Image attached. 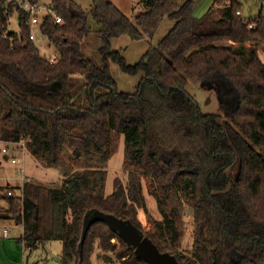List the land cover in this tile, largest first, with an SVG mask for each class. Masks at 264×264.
Instances as JSON below:
<instances>
[{
    "label": "trees",
    "instance_id": "trees-1",
    "mask_svg": "<svg viewBox=\"0 0 264 264\" xmlns=\"http://www.w3.org/2000/svg\"><path fill=\"white\" fill-rule=\"evenodd\" d=\"M35 1L62 20L48 13L38 28L59 58L42 56L29 39L28 14L0 0V140L24 141L31 156L64 179L57 188L24 183V235L17 243L31 252L39 242L59 241L60 264H91L94 242L112 251L115 238L121 264H147L104 223L90 225L79 254L84 217L100 211L131 222L179 264H264V62L257 51L264 19L257 16L248 30L236 16L243 10L238 0H213L202 15L195 0H143L133 21L108 0H91L89 12L73 0ZM89 15L101 26L102 67L83 52L93 38ZM13 16L19 32L8 29ZM164 19L171 29L136 65L111 50L121 36L151 39ZM218 39L251 46L245 52L216 45ZM110 62L140 76L133 93L118 91ZM189 82L216 86L234 104L224 103L223 115L203 113L186 90ZM121 136L127 182L115 179L105 194ZM66 154L82 169L74 170ZM143 179L162 217L150 221L148 232L136 218L137 208L145 210ZM5 202V218L19 221L18 199ZM186 219L188 253L180 250Z\"/></svg>",
    "mask_w": 264,
    "mask_h": 264
},
{
    "label": "rangeland",
    "instance_id": "rangeland-1",
    "mask_svg": "<svg viewBox=\"0 0 264 264\" xmlns=\"http://www.w3.org/2000/svg\"><path fill=\"white\" fill-rule=\"evenodd\" d=\"M113 3L121 12H123L127 17L134 20V17L141 13L143 9V0H108ZM243 4L244 13H248L251 11L255 2L252 0H238ZM43 2V1H42ZM73 2L82 7V9L89 12L91 6V0H73ZM213 0H195L196 14L202 15L203 11L207 9ZM88 25L91 28V34L93 38L89 39L87 43H85L83 47V52L85 56L89 58L96 66L102 67V61L100 56L98 55V49L102 45L99 41V31L101 30V26L97 24L89 15L88 16ZM172 22L168 19H164L160 24L157 31L154 33L151 39L144 38L139 41H134L128 38L127 36H121L119 38H114L111 41V50L119 51L124 59L127 61L129 65H136L145 54L146 50L150 46H155L158 41H160L164 35L171 29ZM8 29L12 32H19L18 20L16 16H13L9 21ZM32 31L35 33V43L39 48L40 54L44 56L47 60L58 59L59 53L51 44V42L43 36L37 27H32ZM214 43L216 45H232L233 47L240 48L243 51L247 52V48L251 46V44H246V46L241 47L236 43H233L230 40L226 39H218L215 40ZM258 54L261 58V61L264 62V45H260L257 48ZM110 72L113 76V79L116 83L117 89L120 92L125 93H133L135 88L140 80L139 75H129L124 73L117 64L110 62ZM77 82V80H74ZM187 92L196 100L199 105L200 110L203 113L223 115L224 113V103L221 94L216 86H209L203 84H194L189 82L186 87ZM231 104H234L233 100ZM16 157L22 161L23 156L21 154H15ZM124 155H125V145L122 136L120 137V141L118 143L117 148L114 153L111 155V158L107 167V181H106V190L105 194H110L112 192V185L115 179L119 180L123 186L126 185L127 182V171L123 167L124 163ZM65 161L74 169L81 170L82 164L80 162H76L73 157L69 154L65 155ZM24 166L27 176V181H31L34 184H38L43 187L48 188H57L62 184L64 176L61 175L58 171L50 169L46 167L38 158H34L31 155H26L24 158ZM10 169L11 171H15V168L10 166L9 163L5 162V160L0 155V171L4 169ZM8 170L6 175L11 173ZM237 168L233 171V176L237 177ZM143 194H144V202H145V210L141 208H137L136 218L142 225L141 221L145 222V226H143L144 231L148 232L151 229V223H158L162 220L161 215L157 211L156 201L151 194L150 183H147L145 179H143ZM1 185V184H0ZM187 219L190 218L188 215L189 212L186 213ZM186 219L185 221V231L183 243L180 247V250L188 253L191 248V233H192V223ZM3 225V224H1ZM20 232L18 230H14L10 234V242L7 244L8 247L4 246V243L0 244V264H60L59 256L62 253V244L59 241H50V242H39L37 243L35 249L31 252L24 251L22 246L17 243V239L20 238ZM12 242V243H11ZM111 244H114L115 248L112 251H105L99 248L98 241H95L92 248L91 253V264H121V262L115 259L114 253L121 249V244L117 241V239H111ZM4 247V250H2ZM104 256H109L111 258V262L105 260Z\"/></svg>",
    "mask_w": 264,
    "mask_h": 264
},
{
    "label": "built area",
    "instance_id": "built-area-1",
    "mask_svg": "<svg viewBox=\"0 0 264 264\" xmlns=\"http://www.w3.org/2000/svg\"><path fill=\"white\" fill-rule=\"evenodd\" d=\"M12 4L21 8L28 14L29 21L28 24L31 27L39 28L44 16L51 13L56 23H61L60 17L56 16L54 12H50L42 1L35 0H8ZM255 2L251 11L247 14L243 10L238 9L236 11V16L240 17L244 24H246L248 30H254L256 28V22L254 19L257 16H261L264 19V0H252ZM35 33L30 30L29 39L35 40ZM56 60V59H55ZM54 59L50 62H54ZM21 154L23 160L20 161L15 154ZM0 155L9 163L10 166L15 168V171H11L9 168L7 170L0 171V239L10 238V234L16 229L20 232V238L24 235V223H23V185L27 181L24 158L26 155H30L29 151L24 143L20 141L19 143H5L0 140ZM10 170L11 173L6 175V172ZM18 199V204L20 206L19 221L14 220L13 217L5 218V215L10 213L8 204L5 199ZM20 199V200H19ZM3 216V217H2ZM142 225L145 226V222L141 221ZM3 224V225H1ZM22 249L24 245L22 244Z\"/></svg>",
    "mask_w": 264,
    "mask_h": 264
},
{
    "label": "water",
    "instance_id": "water-1",
    "mask_svg": "<svg viewBox=\"0 0 264 264\" xmlns=\"http://www.w3.org/2000/svg\"><path fill=\"white\" fill-rule=\"evenodd\" d=\"M95 223H104L108 226L112 233L133 251L136 258L143 260L147 264H179L173 255L167 252L161 253L155 244L131 222L118 219L100 211L87 213L84 217L82 234L78 245L79 254L82 252V246L88 228Z\"/></svg>",
    "mask_w": 264,
    "mask_h": 264
},
{
    "label": "crops",
    "instance_id": "crops-1",
    "mask_svg": "<svg viewBox=\"0 0 264 264\" xmlns=\"http://www.w3.org/2000/svg\"><path fill=\"white\" fill-rule=\"evenodd\" d=\"M206 10V9H205ZM205 11H203V12H201V13H204ZM10 238H8V239H0V244L2 243H4V246L5 247H8V245L9 244H7L8 242H10V240H9ZM17 241V240H16ZM12 243V242H11ZM1 246V245H0ZM2 250H4V247H3V249Z\"/></svg>",
    "mask_w": 264,
    "mask_h": 264
},
{
    "label": "flooded vegetation",
    "instance_id": "flooded-vegetation-1",
    "mask_svg": "<svg viewBox=\"0 0 264 264\" xmlns=\"http://www.w3.org/2000/svg\"><path fill=\"white\" fill-rule=\"evenodd\" d=\"M224 101H226V102H225V104H226L227 106H231V103H230V101H228V100H225V99H224Z\"/></svg>",
    "mask_w": 264,
    "mask_h": 264
}]
</instances>
